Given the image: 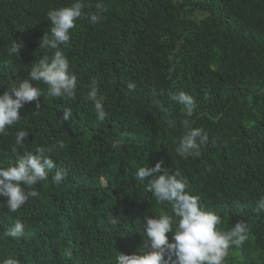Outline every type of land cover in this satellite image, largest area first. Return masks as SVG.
Here are the masks:
<instances>
[{
    "label": "trees",
    "instance_id": "1",
    "mask_svg": "<svg viewBox=\"0 0 264 264\" xmlns=\"http://www.w3.org/2000/svg\"><path fill=\"white\" fill-rule=\"evenodd\" d=\"M75 2L0 0V95L51 56L54 50L39 49L52 27L48 12ZM80 2L83 15L60 45L77 77L75 98L49 96L46 84L32 80L43 93L40 107L25 104L19 122L0 134V168L15 162L11 148L21 130L28 136L19 152L52 148L56 164L18 211L0 196V264H117L119 252L143 254L146 217H174L171 204L157 203L148 180L136 177L161 159L221 217V231L247 224L248 239L232 245L223 264H264V210L257 208L264 197V0ZM97 3L105 10L93 24ZM14 41L23 45L18 58L9 54ZM93 80L103 121L87 99ZM174 91L193 97L191 117L170 98ZM64 107L72 110L66 122ZM185 120L209 137L198 157L176 152ZM57 169L67 172L59 184L52 181ZM16 219L23 234L5 235ZM167 235L174 243V232Z\"/></svg>",
    "mask_w": 264,
    "mask_h": 264
},
{
    "label": "clouds",
    "instance_id": "2",
    "mask_svg": "<svg viewBox=\"0 0 264 264\" xmlns=\"http://www.w3.org/2000/svg\"><path fill=\"white\" fill-rule=\"evenodd\" d=\"M90 7V6H89ZM85 4L76 0L70 6L61 7L48 12L51 22L50 32L46 33L40 43V48L54 50L44 55L30 70V79L18 83L12 82L10 87L0 95V134L7 135V129L14 126L21 119L20 110L27 103L36 101L39 108V97L43 93L38 87H33L31 81L43 82L48 86L47 94L52 97L75 98L77 77L69 73V61L60 50V45L70 40V29L75 27L76 21L82 17ZM97 11L90 14V22L95 24L102 19L105 10L103 5H95ZM22 44L13 42L9 54L20 56ZM87 99L94 104V111L98 120L106 118L103 97H98L95 80L89 85ZM130 90L135 89L134 83H129ZM155 92V89H153ZM170 98L183 105V111L188 117L193 115L194 99L184 91L169 92ZM72 116L71 108L64 107L62 120L68 121ZM187 128L181 138L176 152L185 159L188 156H200L202 145L208 143L209 137L201 128L189 127V121H183ZM28 132L18 131L15 135V145L11 152L15 162L0 168V196L6 197V206L10 212L18 211L29 199L38 193L33 190L38 182L48 179V172L56 168L54 160L44 147H36L33 151H18L17 146L23 147ZM59 147H65L63 141ZM67 176L66 170L57 169L52 176L56 184ZM137 179L148 180L147 188L157 203H170L174 217L168 214L146 217L143 225L145 238L144 247L148 249L143 254L127 255L120 253L116 257L117 264H223L228 250L232 245H240L248 239V227L244 221H238L229 231H221V217L213 211L205 210L198 195L189 193L186 182L180 178L179 170L170 172L161 159L154 167L142 166L136 172ZM150 178V179H149ZM27 189V190H26ZM258 210H264V197L257 201ZM110 222L118 224V217L111 216ZM175 225V227H174ZM25 225L16 219L5 235L13 238L23 234ZM174 232V243H169L168 233ZM150 246V247H149ZM3 264H19L15 258H7Z\"/></svg>",
    "mask_w": 264,
    "mask_h": 264
}]
</instances>
